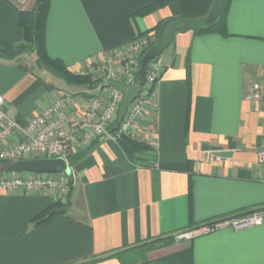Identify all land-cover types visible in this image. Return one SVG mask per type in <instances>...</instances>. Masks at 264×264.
<instances>
[{"label": "crops", "instance_id": "0c3cea01", "mask_svg": "<svg viewBox=\"0 0 264 264\" xmlns=\"http://www.w3.org/2000/svg\"><path fill=\"white\" fill-rule=\"evenodd\" d=\"M50 1L48 53L76 74L171 20L180 18L183 29L191 23L206 27L217 3L171 0L140 16L161 0ZM36 2L0 0V55L19 50L20 13ZM227 9L230 35L182 29L161 54L165 75L156 88L154 147L129 156L118 143L101 139L79 150L66 203L54 193L0 189V264H264V224L192 242L173 238L151 251L144 246L227 215L264 210V168L258 163L264 106L245 99L250 84L264 87V0H230ZM36 60L34 52L21 51L12 62L0 56L6 109L24 123L58 92L69 91L74 117L90 89L36 73ZM56 204H63V214L34 222ZM119 251L125 253L105 257Z\"/></svg>", "mask_w": 264, "mask_h": 264}, {"label": "built area", "instance_id": "2783aa9c", "mask_svg": "<svg viewBox=\"0 0 264 264\" xmlns=\"http://www.w3.org/2000/svg\"><path fill=\"white\" fill-rule=\"evenodd\" d=\"M156 39L154 33L140 35L80 72L79 75L92 77L96 87L90 90V99L74 117L69 115L76 100L69 91L58 92L40 115L24 123L6 109L5 97L0 93V163L62 158L70 164L79 150L84 151L101 139L119 144L122 139L129 138L154 147L158 141L156 88L165 75V68L159 55L148 62L141 75V62ZM112 82L141 88L119 125L117 119L124 95L111 85ZM245 99L264 106V87L250 84ZM258 163L264 168V149L258 154ZM72 178L73 174L2 171L0 189L7 193H54L66 203L74 184ZM263 224L264 210L257 209L198 224L175 233L173 238L177 243L192 242L224 229L244 231Z\"/></svg>", "mask_w": 264, "mask_h": 264}, {"label": "trees", "instance_id": "16d2710c", "mask_svg": "<svg viewBox=\"0 0 264 264\" xmlns=\"http://www.w3.org/2000/svg\"><path fill=\"white\" fill-rule=\"evenodd\" d=\"M171 2V0H161L158 1L149 7L142 9L137 13V15L140 16H147L162 7L168 5ZM51 1L50 0H37L36 6L31 11H23L20 13L19 16V24L21 26L24 32V41L21 45L17 47L20 51L23 53L25 52H34L37 55V66L40 68L42 65L51 67L65 75L64 81H66V84L69 86H86L88 89L92 90L96 87V82L92 80V77L89 76H83L76 74L72 71H70L62 60L60 59H53L47 50V41H46V30L47 28V21H48V15L50 10ZM229 8V3L226 5L224 10L220 13V15L212 19L211 22L208 23L206 27H197L195 24H187L184 26L183 31L195 29L198 34H220L222 36L227 37L229 32L227 28V11ZM215 10V9H214ZM213 12V11H212ZM212 15V13H211ZM163 29V25L160 24L155 28V31L157 32V39L154 45L157 43L160 33ZM151 32V31H150ZM149 33V32H148ZM146 34V33H145ZM154 47V46H153ZM42 68V67H41ZM43 69V68H42ZM189 70V68H188ZM144 72L141 70V75H143ZM119 145L123 149V152H125L127 155L132 156L137 152H140L142 150L149 149L148 145L138 143L136 141H132L129 138H124L120 141ZM1 164V163H0ZM6 168L9 167L11 164L6 162L2 163ZM71 167L74 165L73 161H70ZM8 172V169H6ZM2 172V171H0ZM56 207H58L57 210ZM63 204H56L52 207H49L45 211L41 212L35 219L34 222L37 223H45L53 219L55 216L63 214L64 211L62 210ZM190 209L192 210V204L190 206ZM159 240H155L151 243L145 244L144 246H147L146 251H151L152 249L158 248L159 246H164L168 244L173 243V237L169 238L166 243L160 244ZM134 249V248H133ZM132 250V249H129ZM128 251V250H127ZM125 252L119 251L117 253H111L106 255L105 257L110 256H119V254H124ZM125 261V259H124ZM131 261V262H130ZM126 260L125 262L128 264H133L132 259Z\"/></svg>", "mask_w": 264, "mask_h": 264}, {"label": "water", "instance_id": "95a60500", "mask_svg": "<svg viewBox=\"0 0 264 264\" xmlns=\"http://www.w3.org/2000/svg\"><path fill=\"white\" fill-rule=\"evenodd\" d=\"M230 2V0H217V3L214 7L215 10L212 12V18H217L220 13L224 10L226 5ZM183 29V21L178 18L171 20L163 26V29L160 33L159 39L154 48L151 49L145 56L142 63V70L145 72L147 64L150 60L155 57L161 55L164 50H166L169 45L172 43L173 38L176 33ZM21 51H11L7 55H0L4 61L12 62L17 59L18 54ZM46 72L50 73L55 79L63 81L65 79V75L51 67L42 65L41 66ZM111 85L116 89H119L123 95V101L119 110V115L117 119V124L119 125L126 115L129 106L132 102L138 97L141 92V88L136 85H125L122 83L112 82ZM9 172L14 173H22V172H31L37 174L43 173H63L68 176L73 174L72 167L66 160L62 158L56 159H34L29 161H21L17 163H13L7 168Z\"/></svg>", "mask_w": 264, "mask_h": 264}, {"label": "rangeland", "instance_id": "374dc122", "mask_svg": "<svg viewBox=\"0 0 264 264\" xmlns=\"http://www.w3.org/2000/svg\"><path fill=\"white\" fill-rule=\"evenodd\" d=\"M34 70L36 73L43 75L44 77L49 78L50 80H54L55 82L66 84V81H64V80L60 81V80L55 79V77H53L50 73L46 72L41 67L39 68L37 65L34 66ZM7 168H9V167H7ZM7 168L2 163L0 164V171L7 172L6 171Z\"/></svg>", "mask_w": 264, "mask_h": 264}]
</instances>
